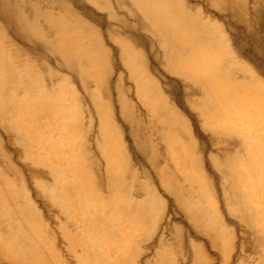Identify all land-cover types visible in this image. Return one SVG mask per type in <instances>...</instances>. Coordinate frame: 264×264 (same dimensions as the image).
Returning <instances> with one entry per match:
<instances>
[{
  "label": "bare ground",
  "instance_id": "bare-ground-1",
  "mask_svg": "<svg viewBox=\"0 0 264 264\" xmlns=\"http://www.w3.org/2000/svg\"><path fill=\"white\" fill-rule=\"evenodd\" d=\"M164 224L264 264V0H0L1 254L139 264Z\"/></svg>",
  "mask_w": 264,
  "mask_h": 264
},
{
  "label": "rangeland",
  "instance_id": "rangeland-1",
  "mask_svg": "<svg viewBox=\"0 0 264 264\" xmlns=\"http://www.w3.org/2000/svg\"><path fill=\"white\" fill-rule=\"evenodd\" d=\"M100 13L102 15H104L106 13V11H101ZM123 134H124L123 137H124L125 141L127 142V145L130 146L131 142L129 140L128 135L126 134V132ZM39 207H40V210L43 214V219L46 221V223H49L50 228H53V230L56 232L55 238H56L57 250L61 253V255H62V257H64V259H67L69 262L73 261L74 260L73 255L68 250L67 241L61 235L60 230H59L60 229L59 226L55 225V223H53L49 219L52 216L53 217L55 216L56 211L52 210L51 207L48 208V207L44 206L42 203H39ZM165 220L167 222H171L173 220V215L169 211V209H167V211H166ZM163 227H164V229H163ZM162 233L164 234L163 237L165 238L163 243H166V244H170L169 242L174 243L172 241L173 237H174L173 231H171L169 228H167L164 224L162 227H160L158 232H156V234L153 236V239L151 241H148L143 246L144 255H143V257L139 258V264H145V262L148 260H150V264L153 263V261L155 259L156 252L161 247L160 246L161 244L159 245V236ZM199 241L203 242L201 238H199ZM169 247H170V250L175 255H178L177 256L178 257V264H191L190 260L192 259V254L190 251H188L186 253L184 248H181L179 245H174V244H170ZM205 254L209 258V260H211L212 264H220V260L217 259V257L215 256V253L211 249H209V247H206V245H205ZM0 264H15V263L13 261H11L10 259H8L4 254H1V252H0ZM231 264H234L233 261Z\"/></svg>",
  "mask_w": 264,
  "mask_h": 264
}]
</instances>
